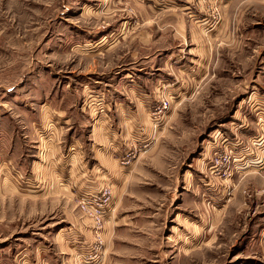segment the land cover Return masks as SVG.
Masks as SVG:
<instances>
[{
    "label": "rangeland",
    "instance_id": "obj_1",
    "mask_svg": "<svg viewBox=\"0 0 264 264\" xmlns=\"http://www.w3.org/2000/svg\"><path fill=\"white\" fill-rule=\"evenodd\" d=\"M0 264H264V0H0Z\"/></svg>",
    "mask_w": 264,
    "mask_h": 264
}]
</instances>
